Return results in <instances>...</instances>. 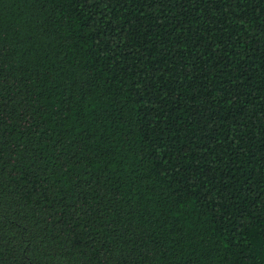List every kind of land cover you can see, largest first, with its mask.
<instances>
[{
    "label": "trees",
    "instance_id": "16d2710c",
    "mask_svg": "<svg viewBox=\"0 0 264 264\" xmlns=\"http://www.w3.org/2000/svg\"><path fill=\"white\" fill-rule=\"evenodd\" d=\"M0 264H264V0H0Z\"/></svg>",
    "mask_w": 264,
    "mask_h": 264
}]
</instances>
